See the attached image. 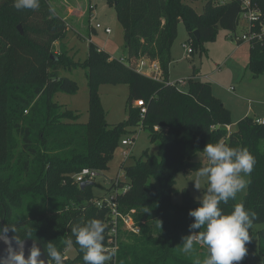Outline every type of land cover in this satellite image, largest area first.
I'll list each match as a JSON object with an SVG mask.
<instances>
[{
    "label": "trees",
    "instance_id": "1",
    "mask_svg": "<svg viewBox=\"0 0 264 264\" xmlns=\"http://www.w3.org/2000/svg\"><path fill=\"white\" fill-rule=\"evenodd\" d=\"M241 1L216 6L214 0H107L123 27L127 57L112 58L90 44L85 61L75 62L66 54L53 55V45L66 38L68 28L49 0H40L38 9L20 11L14 0H0V228L8 227L19 240L36 241L44 252L49 242L63 255L72 246L76 256L64 264H84L71 229L90 219L107 226L108 213L94 204L100 198L91 193V186L82 190L73 177L84 168L106 170L119 143L135 134L142 122L150 139L158 142V154L145 153L123 166L126 182L118 186L129 187L118 200L123 211L136 210L140 233L121 231L118 251L107 264H193L195 257L207 255L204 245H195L192 254L181 251L182 237L190 234L194 220L189 210L198 207V201L184 193L177 204L173 197L179 193L177 174L204 166L197 157L206 158L203 148L217 141L247 148L255 158L245 196L221 207L230 213L243 203L256 213L240 264H247L254 244L264 263V124L245 117L229 131L231 112L214 96L211 83L190 79L188 92L169 83L179 23L189 32L190 55H201L205 43L216 40L219 28L233 34L237 30ZM257 1L264 12V0ZM196 2L204 3L200 12L193 7ZM90 10L92 15L94 8ZM142 59L158 64L159 80L136 71ZM76 69L84 70L88 81L86 123L79 113L54 101L58 93H77L76 83L61 74ZM248 69L253 77L264 73L260 43L251 44ZM198 74L193 67V76ZM103 84L129 87L126 122L107 123L98 92ZM137 101L146 107L143 119L134 107ZM115 188L113 184L108 193ZM67 240L72 244L66 245ZM107 242L108 226L105 246Z\"/></svg>",
    "mask_w": 264,
    "mask_h": 264
},
{
    "label": "rangeland",
    "instance_id": "2",
    "mask_svg": "<svg viewBox=\"0 0 264 264\" xmlns=\"http://www.w3.org/2000/svg\"><path fill=\"white\" fill-rule=\"evenodd\" d=\"M229 1L214 0V4L219 6ZM49 3L54 12L65 19L68 28L66 38L53 45L54 56L60 57L66 54L75 62L85 61L89 45L93 44L112 58L123 59L127 57L123 27L118 21L115 9L108 4L107 0H49ZM91 4L94 8L92 15ZM203 4L202 2H196L193 7L200 12ZM240 19L239 27L234 34L219 28L216 40L205 43L206 52L201 55L198 52L190 55L189 50L183 48V45L190 47L191 43L185 24L180 22L178 35L171 49L172 63L169 68L170 84L174 85L181 80L186 81L185 85H174L180 91H189L190 79H194V81L199 79L211 83L214 96L220 99L231 112V128L228 129L229 131L231 129L236 130L237 123L241 119L249 117L247 113L251 109L254 113H257V117H263L264 119V73L258 77H253L248 69L251 43L247 42L238 46L235 42L234 35L241 37L246 33L243 16ZM96 24H100L103 29L109 28L112 33L107 35L104 30L94 31L92 28ZM241 48L242 50L236 53ZM193 67L199 69L196 78L193 76ZM61 74L74 81L78 90L74 95L58 93L55 95L54 101L69 110L79 113L81 115L80 121L86 123L89 110V87L86 72L82 69H76L62 71ZM232 87L235 91L228 90ZM98 92L102 106L107 113V123L113 125L126 122L129 87L126 84H103L99 86ZM134 107L137 108V105L134 104ZM138 110L140 111V108ZM133 136L135 145L132 148L131 157L129 159L125 158L124 153H128L130 147H125L120 142L112 155L108 168L104 171H98V176L93 182V186L90 187L91 193L95 197H105L117 180L126 182L123 166L134 164L145 153L158 154V142L150 139L147 130H142ZM196 160L204 165L207 163L205 156L202 154ZM194 177L195 171L188 174L184 172L177 174L175 188L179 193L174 195V203L181 204L184 193L197 201L202 197L205 193L207 181H202L200 189H196L192 181ZM246 179L249 183L250 175ZM247 188L237 194L238 201L245 196ZM248 253L247 264H264L257 255V244H254V249L250 248ZM75 256L76 251L70 246L64 257L65 259H73Z\"/></svg>",
    "mask_w": 264,
    "mask_h": 264
},
{
    "label": "clouds",
    "instance_id": "3",
    "mask_svg": "<svg viewBox=\"0 0 264 264\" xmlns=\"http://www.w3.org/2000/svg\"><path fill=\"white\" fill-rule=\"evenodd\" d=\"M40 0H14V7L38 9ZM207 164L195 170L192 180L200 189L202 181H207L206 192L198 199V207L189 210L194 218L189 225L190 234L182 237L181 251L192 254L195 245L207 247V255L195 257L193 264H239L247 253L246 244L250 241L256 213L246 209L243 203L234 205L230 213H225L221 204L234 200L238 193L248 186L246 179L253 170L255 158L244 147H231L223 141L207 143L203 148ZM106 224L100 219H90L84 224L72 227L75 243L83 252L84 264H107L117 252L116 248L105 246ZM199 230L194 231V230ZM8 227L0 228V241H3L6 254L0 255V264H64L65 257L56 245L49 242L46 257L41 259V250L33 243L25 258L24 240L15 238V246L6 233ZM71 245L72 241H65Z\"/></svg>",
    "mask_w": 264,
    "mask_h": 264
},
{
    "label": "built area",
    "instance_id": "4",
    "mask_svg": "<svg viewBox=\"0 0 264 264\" xmlns=\"http://www.w3.org/2000/svg\"><path fill=\"white\" fill-rule=\"evenodd\" d=\"M91 8L92 4H91ZM243 16V22L245 23L246 33L241 37L234 35L235 42L237 43H260L264 47V12L257 0H242L241 1V14L240 18ZM241 20V19H240ZM94 31L104 30V32L109 35L111 30L109 28H104L100 24H96L93 27ZM183 48L189 50L191 54L192 48L188 45H183ZM135 69L138 73L150 76L155 79H160V68L156 62L150 63L146 59L140 60L136 65ZM170 83V82H169ZM186 81L181 80L174 85H185ZM174 86L173 84H170ZM233 91V88L230 89ZM137 108H140L141 119L144 118L146 114V107L142 101L135 102ZM259 124H264V120H256ZM143 130V123L136 129V133ZM134 135V134H133ZM130 136L122 141V145L125 147H130L128 153H124L126 159L131 157L133 152L132 148L135 145L134 136ZM98 176V171L84 168L79 173H77L73 180L79 186L83 183H93ZM120 181L117 180L115 183L116 188L108 193L105 197L96 199L94 204L103 209L107 210V226H108V242L107 248H116L118 251L119 243L121 242V231H126L128 233L139 234L140 228L135 222L136 210L123 211L119 203V196L125 194L129 187L126 185L122 188H118ZM117 253V252H116Z\"/></svg>",
    "mask_w": 264,
    "mask_h": 264
},
{
    "label": "water",
    "instance_id": "5",
    "mask_svg": "<svg viewBox=\"0 0 264 264\" xmlns=\"http://www.w3.org/2000/svg\"><path fill=\"white\" fill-rule=\"evenodd\" d=\"M18 30L21 32V34H23L20 26L18 27ZM194 34L197 37V39H199L198 31H195ZM52 57H53V59H55L54 56H52ZM87 186H93V183H83V184L80 185V189L83 190ZM6 235L9 238V240L12 241V245L14 247L15 246V237L9 231L6 233ZM33 243H35L36 246L39 247L40 250H41V257L40 258L41 259H47L43 247L39 243H37L36 241H34V240L30 239V238L24 239V254H25V258L28 257L29 250L32 247ZM6 248H7V245H5V243L3 241H0V255H5L6 254Z\"/></svg>",
    "mask_w": 264,
    "mask_h": 264
},
{
    "label": "crops",
    "instance_id": "6",
    "mask_svg": "<svg viewBox=\"0 0 264 264\" xmlns=\"http://www.w3.org/2000/svg\"><path fill=\"white\" fill-rule=\"evenodd\" d=\"M60 42V41H59ZM56 43H58V42H56ZM237 43V42H236ZM243 43H237V45L238 46H240V45H242ZM242 50V48L239 50V51H237L236 53H238V52H240ZM220 69V68H219ZM219 71V70H218ZM207 78V77H206ZM233 88V87H232ZM231 89V88H230ZM230 89H228L229 91H230ZM234 91H235V89H233ZM228 91V92H229ZM248 115H249V117H251L252 115L254 116V117H252V118H254L255 120H264L263 119V117H257L258 115H257V113H254L253 112V110L251 109L248 113H247ZM231 127L229 126L228 127V129H230ZM233 130H235V129H231V131H233Z\"/></svg>",
    "mask_w": 264,
    "mask_h": 264
}]
</instances>
